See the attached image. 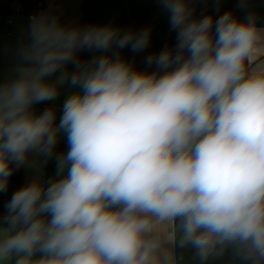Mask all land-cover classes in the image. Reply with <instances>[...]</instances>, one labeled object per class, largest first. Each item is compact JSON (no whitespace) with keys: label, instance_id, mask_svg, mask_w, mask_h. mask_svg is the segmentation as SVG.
Here are the masks:
<instances>
[{"label":"clouds","instance_id":"clouds-1","mask_svg":"<svg viewBox=\"0 0 264 264\" xmlns=\"http://www.w3.org/2000/svg\"><path fill=\"white\" fill-rule=\"evenodd\" d=\"M159 3L177 43L146 57L151 73L119 55L145 50L150 29L31 18L27 66L0 83V193L13 163L34 155L43 167L61 133L68 150L58 179L37 176L10 198L0 264H181L177 247L194 249L197 264L229 251L264 264V28L254 13L193 18L192 0ZM65 83L79 91L59 124L54 108L36 115Z\"/></svg>","mask_w":264,"mask_h":264},{"label":"trees","instance_id":"trees-1","mask_svg":"<svg viewBox=\"0 0 264 264\" xmlns=\"http://www.w3.org/2000/svg\"><path fill=\"white\" fill-rule=\"evenodd\" d=\"M29 4L38 6L40 15L48 18H57L59 23L63 22L57 12L55 2L46 4L45 0H26ZM239 0H220L217 4L216 0H192L191 6L195 9L193 18H202L203 16L211 15L214 20L220 15L231 11L233 16L241 21H244L249 13H254L257 18L258 27H264V0H248L246 7H238ZM19 8V11L16 9ZM20 14L30 17L21 7L15 4H10L6 0H0V66L3 63L4 48L12 46H26L30 43V26L22 28H13L7 24V20L11 17ZM112 26L122 32L133 31L139 32L143 29H150V40L148 47L141 52H133L130 47H125L119 50L121 58L132 63L134 68L140 71L151 73L156 71V66H151L145 63L146 57L154 53H159L164 48L174 49L177 43L176 31L170 29L169 13L164 10L159 0H81L80 4V21L78 28L88 26ZM117 50L110 49L108 53L95 52L88 50H80L77 56L88 61L99 55H112ZM23 66H27L26 63ZM67 71H74V66L69 64L66 66ZM161 74H163L161 72ZM59 72L45 79L49 82L55 81ZM59 94L56 99L42 103H36L33 107L39 109L40 114L48 108H54L56 113L55 124H59L62 116V106L64 101L72 93L79 91V86L72 87L68 83L59 86ZM68 144L66 136L61 133L58 135V142L54 149L51 159L43 165V182L47 186L48 182L58 179L56 176V156L66 153ZM44 160L42 157L41 162ZM14 169L12 176L9 178L7 191L0 193V218L6 215L8 204L12 195L20 188L26 186L23 182L22 167L17 168L15 163L11 165ZM6 226V225H3ZM40 254L37 253V257ZM175 255L181 264H197L196 260L191 259V256L184 249L177 247ZM11 264H15V257L12 258ZM207 264H242L235 258L231 251L218 260H209Z\"/></svg>","mask_w":264,"mask_h":264},{"label":"rangeland","instance_id":"rangeland-1","mask_svg":"<svg viewBox=\"0 0 264 264\" xmlns=\"http://www.w3.org/2000/svg\"><path fill=\"white\" fill-rule=\"evenodd\" d=\"M52 2H55L57 5V12L60 13L62 18L64 19V26L78 28L79 27V21H80V4L81 0H45L46 4H50ZM20 16V14H17L16 17ZM15 17V18H16ZM15 20V19H14ZM19 50L14 47H7L5 50V57L6 62H12L16 61L15 53L12 52ZM8 65H3V67H0V71L2 72V75L0 77V83H4L6 81H9L11 79L16 78L17 72L16 69L18 67H8ZM36 115H39L40 112L38 109L34 112ZM33 160H36V164H31ZM42 160V157H35L34 155H30L29 157V163L22 166L23 168V182L27 185L30 183L33 179H35L37 176L40 177V179L43 181V171L42 167H40V162ZM195 250L190 248L188 249V253L191 256V259L196 260L194 257Z\"/></svg>","mask_w":264,"mask_h":264},{"label":"crops","instance_id":"crops-1","mask_svg":"<svg viewBox=\"0 0 264 264\" xmlns=\"http://www.w3.org/2000/svg\"><path fill=\"white\" fill-rule=\"evenodd\" d=\"M57 6V5H56ZM59 14V16H60V18H61V20H62V22L64 23V19L62 18V16L60 15V13H58ZM16 15L15 16H13V17H11L10 19H9V22H10V26L11 27H13V28H22V27H28V26H30L31 25V23H32V20H31V17H26V16H23V15H20V16H18V17H16ZM15 19V20H14ZM260 28H264V27H260ZM7 47H14V48H16V49H19V50H16V51H14V52H12L14 55H15V57H17L16 58V61H12L11 63L10 62H6V57H5V50H6V48ZM7 47H5L4 48V55H3V63H2V66H0V67H3V65H8L9 64V66L8 67H20V66H23V64L25 63L23 60H22V56H21V49L23 48V47H25V46H12V45H9V46H7ZM1 75H2V72L0 71V77H1ZM36 109H38V108H36V107H33L32 106V110L35 112V110ZM39 110V109H38ZM22 170H23V168H22ZM24 173V172H23ZM25 184V183H24ZM188 249H190V248H186V249H184L187 253H188ZM188 255L190 256V254L188 253Z\"/></svg>","mask_w":264,"mask_h":264},{"label":"water","instance_id":"water-1","mask_svg":"<svg viewBox=\"0 0 264 264\" xmlns=\"http://www.w3.org/2000/svg\"><path fill=\"white\" fill-rule=\"evenodd\" d=\"M10 4L18 5L22 10L27 13L31 18L40 17V11L38 6L29 4L26 0H6Z\"/></svg>","mask_w":264,"mask_h":264},{"label":"built area","instance_id":"built-area-1","mask_svg":"<svg viewBox=\"0 0 264 264\" xmlns=\"http://www.w3.org/2000/svg\"><path fill=\"white\" fill-rule=\"evenodd\" d=\"M16 11H19V8H17ZM7 24L10 25L9 20H7Z\"/></svg>","mask_w":264,"mask_h":264}]
</instances>
